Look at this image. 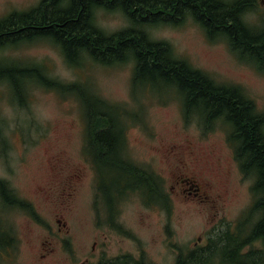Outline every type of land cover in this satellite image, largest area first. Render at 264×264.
Here are the masks:
<instances>
[{
    "label": "rangeland",
    "instance_id": "374dc122",
    "mask_svg": "<svg viewBox=\"0 0 264 264\" xmlns=\"http://www.w3.org/2000/svg\"><path fill=\"white\" fill-rule=\"evenodd\" d=\"M253 1L244 19L263 27L264 0ZM39 3L0 0V19ZM96 22L108 33L129 23L123 13L105 11L97 14ZM149 32L216 82L244 89L264 112V73L242 62L225 39L211 40L190 16ZM31 42L8 49L4 57L44 65L60 82L88 84L103 100L129 110L126 160L159 178L164 198L161 204H148L139 193L120 197L112 222L111 198L104 197L99 171L86 151L87 118L78 94L36 86L22 105L11 102L3 85L0 180L27 208L7 207L0 196L2 219L15 239L0 264H97L124 256L144 264H178L182 256L209 249L211 239L222 246L220 231L227 224L237 225L254 203V180L241 172L223 123L209 129L198 118L187 123L179 100L134 88L131 60L72 68L49 40ZM192 185L209 199L189 196Z\"/></svg>",
    "mask_w": 264,
    "mask_h": 264
},
{
    "label": "trees",
    "instance_id": "16d2710c",
    "mask_svg": "<svg viewBox=\"0 0 264 264\" xmlns=\"http://www.w3.org/2000/svg\"><path fill=\"white\" fill-rule=\"evenodd\" d=\"M254 6L253 0H44L31 11H15L0 19V57L4 59H0V87H7L12 103L22 105L36 86L65 95L78 94L87 118L86 151L100 172L106 197L116 195L120 199L126 193H139L148 204L163 200L161 180L126 160L130 111L103 100L88 84L60 82L44 65L19 63L4 57L5 51L45 38L61 49L72 68L88 63L116 66L131 60L134 88L179 100L187 123L198 118L205 129L218 122L228 129L243 174L254 180V203L237 225L228 224L220 231L222 246L211 239V245L206 246L209 249L182 256L178 264H264V112L257 110L244 89L216 82L178 58L167 41L153 39L149 29L177 25L190 16L211 40L225 39L242 62L264 73V26H252L244 19ZM104 7L122 11L131 27L115 33L103 30L96 18ZM2 121L0 110V129ZM0 196L8 202L7 207L27 208L14 199L2 180ZM110 205L113 222L115 213ZM1 211L0 260L2 253L15 245ZM106 263L143 264L129 256Z\"/></svg>",
    "mask_w": 264,
    "mask_h": 264
},
{
    "label": "flooded vegetation",
    "instance_id": "af4514ba",
    "mask_svg": "<svg viewBox=\"0 0 264 264\" xmlns=\"http://www.w3.org/2000/svg\"><path fill=\"white\" fill-rule=\"evenodd\" d=\"M194 187H196V189H194ZM186 189L185 190H183V192L184 193H186ZM189 196H192L193 198H195L196 200L198 199L199 201H203V200H208L209 199V196H207V195H202L201 194V188L198 186V185H192V186H190V188H189ZM130 257V256H129ZM109 260H112V259H107V260H105V259H102L99 263H97V264H102V263H106V261L108 262ZM134 260V259H133ZM136 261V260H135ZM138 262H141V263H143L144 264V262L143 261H138ZM85 264H88L87 262L85 263ZM106 264H111V263H106Z\"/></svg>",
    "mask_w": 264,
    "mask_h": 264
},
{
    "label": "bare ground",
    "instance_id": "6f19581e",
    "mask_svg": "<svg viewBox=\"0 0 264 264\" xmlns=\"http://www.w3.org/2000/svg\"><path fill=\"white\" fill-rule=\"evenodd\" d=\"M101 11H105V12H107V13H116V12H120V13H122V11H118V10H110V11H108L105 7L104 8H101L100 9ZM131 27V24L130 23H128V26H127V28H123L122 30H120V31H123V30H126V29H128V28H130ZM120 31H116V32H120Z\"/></svg>",
    "mask_w": 264,
    "mask_h": 264
}]
</instances>
